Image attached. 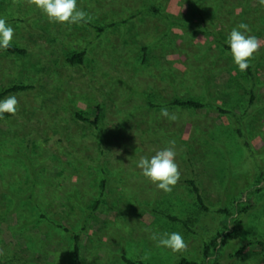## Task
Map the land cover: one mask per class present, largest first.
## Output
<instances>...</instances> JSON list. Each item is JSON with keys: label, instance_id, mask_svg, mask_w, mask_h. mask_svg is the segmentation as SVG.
Masks as SVG:
<instances>
[{"label": "rangeland", "instance_id": "1", "mask_svg": "<svg viewBox=\"0 0 264 264\" xmlns=\"http://www.w3.org/2000/svg\"><path fill=\"white\" fill-rule=\"evenodd\" d=\"M77 2L87 23H51L33 0H0L11 44L26 51L0 50V92L27 86L2 97L15 95L18 110L0 117V264H74L81 229L84 264H264V245L240 251L264 242V4ZM241 22L261 44L244 72L226 44ZM96 106V127L74 116L92 118ZM170 142L180 179L165 193L136 163ZM156 231L181 233L186 249L157 247Z\"/></svg>", "mask_w": 264, "mask_h": 264}, {"label": "clouds", "instance_id": "2", "mask_svg": "<svg viewBox=\"0 0 264 264\" xmlns=\"http://www.w3.org/2000/svg\"><path fill=\"white\" fill-rule=\"evenodd\" d=\"M34 5L47 17L49 22L56 24L76 25L88 22V13L78 7L77 0H33ZM264 4V0H260ZM248 25L241 22L233 27L226 37L233 64L241 71H246L250 60L261 47L259 39L250 35ZM14 38V28L5 18L0 17V50L10 47ZM18 99L15 95H8L0 99V117L5 113L14 115L18 110ZM160 116L175 121L177 117L170 115L167 108H161ZM177 153L174 142L155 152L151 156H140L136 167L140 174L153 183L157 189L170 193L180 179ZM150 239L157 247L179 252L186 249L187 244L179 232H152Z\"/></svg>", "mask_w": 264, "mask_h": 264}, {"label": "trees", "instance_id": "3", "mask_svg": "<svg viewBox=\"0 0 264 264\" xmlns=\"http://www.w3.org/2000/svg\"><path fill=\"white\" fill-rule=\"evenodd\" d=\"M3 50H5L8 53H18V54H24L26 52L25 49L14 46L12 44L10 45V47H8L7 49H3ZM83 54H84L83 52L71 54L68 56V60L71 63H80L82 61ZM26 88H27V86H23V85H13V86L9 87L8 89L4 90L3 92H0V99H2V97L9 92H13L16 90H22V89H26ZM171 104H176L179 106H190L193 108H197V107L202 106V103H200L196 100H193V99H176V100H173L171 102ZM73 113L77 119L85 121V122H90L93 126L96 127L97 122H98L99 117H100V107L96 106L95 111H94V115L92 118H88L78 111H74ZM11 115L12 114L5 113L3 116H11ZM261 178H262V176L259 177V179H261ZM187 182L191 186L192 191L195 194V197H196V200H197L199 206L202 209L206 210L207 207L204 204V199L202 197V194L200 192L198 185L192 179L187 180ZM98 203H99V200H97L96 204H98ZM246 210H247V206H240L237 209V213L240 214V213L245 212ZM166 217L170 220L181 221L183 224H186L185 221H182V220H180L174 216L166 215ZM239 223H240V219H234L233 220V224H235L234 225L235 226L234 232L233 233L228 232L227 233L228 236L233 238V237H237L240 234V229H239V225H238ZM58 226L61 227L62 225H58ZM62 228H63V230L68 231V229L66 227L62 226ZM83 230L84 229H81L79 232L72 233V235H73L72 257H73L74 264H84V258H83L82 253H81V238H82L81 236L83 234ZM254 243L264 245V242L262 240H256V241L251 240V241H248L247 243H245L244 245H242L240 251L242 252L248 245H251ZM211 245H215V239L211 240ZM207 248H208V246H206V249ZM240 251H239V253H240ZM206 255L208 256L207 251H206ZM121 259L125 262V264H143V262L140 260L133 261V260L126 258L125 256H121ZM174 264H197V263L194 260L183 256L179 260H177Z\"/></svg>", "mask_w": 264, "mask_h": 264}]
</instances>
